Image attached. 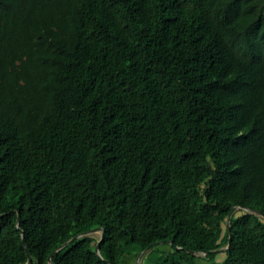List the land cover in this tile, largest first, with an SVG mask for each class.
I'll return each instance as SVG.
<instances>
[{"label":"trees","instance_id":"obj_1","mask_svg":"<svg viewBox=\"0 0 264 264\" xmlns=\"http://www.w3.org/2000/svg\"><path fill=\"white\" fill-rule=\"evenodd\" d=\"M100 226L53 263L264 264V0H0V264Z\"/></svg>","mask_w":264,"mask_h":264},{"label":"water","instance_id":"obj_2","mask_svg":"<svg viewBox=\"0 0 264 264\" xmlns=\"http://www.w3.org/2000/svg\"><path fill=\"white\" fill-rule=\"evenodd\" d=\"M238 208H241V206H239V207H234V208L232 209L231 213H230L229 216H228V227H229V232H230V225H229V222L231 221V218H232L233 213H234ZM20 222H21V213H20V211H18L17 227H18V228L20 229V231H21L22 238H23V244H24V246H26V239H25V236H24V231H23L22 228H21V224H20ZM98 231H101V236H100L99 241H98V243H97V245H96V249H95V251H96V253L98 254V256H99L100 258H102L101 254H100V244H101V241L104 239V236H105V228L100 226V227H97V228H95V229H91V230H89V231H86V232L80 233V234H78V235H75V236L72 237L70 240H68L67 242H65V243H64L63 245H61L58 249L54 250V252L51 254V256H50L49 259H48V260H49V263H50V264H54L53 261H52V256H53L54 254L58 253V252H59L60 250H62L63 248H65L66 246H68L71 242L75 241L77 238L82 237V236H94V233H96V232H98ZM231 240H232V238L230 237V238H229V244H228V246L225 247V248H220V249H217V250H210V251H207V252L199 251V252H196V253L199 255L200 253L207 254V253H210V252H215V251H220V250H226V249H228V248L230 247ZM168 242H169L172 246H174L175 248H177V249H186L188 252L195 254V252L192 251V250H189V249H187V248H182V247H178V246H176L175 243H174V241H168ZM157 244H159V242H156V243H154V244H151L148 248H146L145 250H143L142 252H140L139 255L137 256V259H136V263H135V264H139V259H140V257L143 256L144 254H146V252H148L152 247H154V246L157 245ZM28 256H29V259H28L27 264H32V258L30 257L29 252H28ZM107 262H108L109 264H111L109 261H107Z\"/></svg>","mask_w":264,"mask_h":264},{"label":"rangeland","instance_id":"obj_3","mask_svg":"<svg viewBox=\"0 0 264 264\" xmlns=\"http://www.w3.org/2000/svg\"><path fill=\"white\" fill-rule=\"evenodd\" d=\"M94 236L96 237H100L101 236V231H98L96 233H94ZM156 252L161 255V254H165V253H168L170 251H172V247L169 245V244H161V245H158L156 248H155ZM223 251V250H221ZM155 252V251H154ZM205 254L204 253H200L199 256H204ZM144 257V256H143ZM224 254L220 253L218 255V257L216 258V260L218 261H221L224 259ZM136 259L134 256H131V257H126V260H125V264H135L136 263ZM142 260L143 258L140 257L139 259V264H142Z\"/></svg>","mask_w":264,"mask_h":264}]
</instances>
